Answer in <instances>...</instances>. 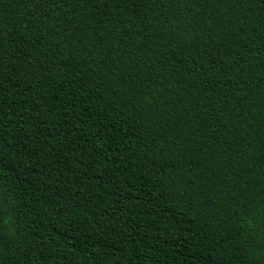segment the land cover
Returning a JSON list of instances; mask_svg holds the SVG:
<instances>
[{
  "label": "trees",
  "instance_id": "16d2710c",
  "mask_svg": "<svg viewBox=\"0 0 264 264\" xmlns=\"http://www.w3.org/2000/svg\"><path fill=\"white\" fill-rule=\"evenodd\" d=\"M0 264H264V0H0Z\"/></svg>",
  "mask_w": 264,
  "mask_h": 264
}]
</instances>
